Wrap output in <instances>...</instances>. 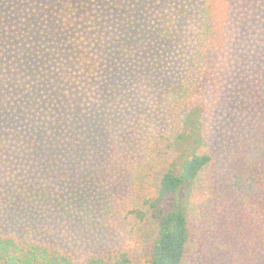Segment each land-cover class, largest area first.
Wrapping results in <instances>:
<instances>
[{
  "label": "rangeland",
  "instance_id": "374dc122",
  "mask_svg": "<svg viewBox=\"0 0 264 264\" xmlns=\"http://www.w3.org/2000/svg\"><path fill=\"white\" fill-rule=\"evenodd\" d=\"M212 2L216 38L198 79L193 148L211 158L205 174L222 179L264 115L252 88L264 76V0ZM60 9L58 0H0V236L75 262L125 251L141 264L156 229L129 214L131 170L149 142L180 130L166 99L189 70L203 3L127 0L118 11L76 0L68 26ZM163 15L170 37L160 34ZM173 202L166 196L162 211ZM226 223L207 227L205 248L190 242L181 264H264L246 226Z\"/></svg>",
  "mask_w": 264,
  "mask_h": 264
},
{
  "label": "trees",
  "instance_id": "16d2710c",
  "mask_svg": "<svg viewBox=\"0 0 264 264\" xmlns=\"http://www.w3.org/2000/svg\"><path fill=\"white\" fill-rule=\"evenodd\" d=\"M108 1L118 11L127 8V0ZM75 2L58 0L59 16L66 26L73 24ZM202 3L189 70L181 85L166 99L171 116L180 121V130L174 138L161 134L149 142L142 159L131 170L129 214L135 225L151 219L156 229L149 257L141 264H181L186 246L192 242L205 248L207 227L222 221L227 222V227L237 221L246 226L251 251L264 247V174L261 168L264 163V115L238 146L236 162L222 179L205 174L211 158L206 153L197 154L193 148L201 142L202 109L194 104L199 90L198 79L205 71L210 46L216 38L215 5L212 0H202ZM160 25V34L170 37L171 16H161ZM252 88L254 99L263 104L264 76L255 77ZM182 191L188 194L183 207L178 198ZM166 196H173L174 202L169 211L163 212L161 202ZM231 228L234 230V226ZM0 264H133V261L123 251L115 255L89 256L75 262L53 247L0 236Z\"/></svg>",
  "mask_w": 264,
  "mask_h": 264
}]
</instances>
